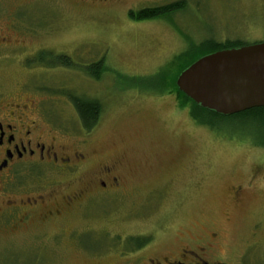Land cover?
I'll return each mask as SVG.
<instances>
[{"label": "rangeland", "instance_id": "374dc122", "mask_svg": "<svg viewBox=\"0 0 264 264\" xmlns=\"http://www.w3.org/2000/svg\"><path fill=\"white\" fill-rule=\"evenodd\" d=\"M176 1L185 8L159 21L135 22L126 12L143 3ZM48 4L17 13L0 9V34L22 46L0 49V101L39 103L67 155L71 148L86 154L89 169L118 162L124 179L120 194H104L62 221L0 234V264H85L92 254L128 252L126 243L124 249L120 245L128 237L146 239L149 255L189 245L209 248L228 264H264V147L258 145L264 130L202 110H195L200 123L195 122L190 104L181 108L173 94L159 92L164 76L183 64L175 65L177 57L204 40L264 42V0ZM11 25L17 30H8ZM52 54L66 56L70 67L57 65L61 71L51 69L55 75H38L40 62H20L36 55L50 60ZM98 58L103 59L98 82L77 73ZM43 80L66 86L35 90ZM69 95L102 105L86 148L77 143L85 132ZM57 190L51 206L68 193L65 187Z\"/></svg>", "mask_w": 264, "mask_h": 264}, {"label": "flooded vegetation", "instance_id": "af4514ba", "mask_svg": "<svg viewBox=\"0 0 264 264\" xmlns=\"http://www.w3.org/2000/svg\"><path fill=\"white\" fill-rule=\"evenodd\" d=\"M48 1L52 0H0V9H10L17 13L18 9L34 7L40 3L49 5ZM153 8L156 7H149L143 3L140 7L126 10V12L135 22L159 21L158 18L139 19L142 11ZM11 11L7 15L4 13L6 19L10 17ZM9 23L11 24L10 21ZM7 29L17 30L12 25ZM15 41L12 44L9 36L0 34V49L21 48L19 42ZM39 53L41 52H37ZM20 62L23 66L24 62L37 64L40 62L43 68L38 75L43 73L55 75L51 69L57 68L56 72L61 71L57 65L65 68L71 65L66 56L60 55H53L50 60L44 59L43 55L29 57L27 60L22 57ZM90 64L81 65L77 73L85 76L87 81L98 82L101 77L103 59L98 58ZM94 65L99 67L96 77L92 75ZM43 81L39 83L40 86L35 87V90L62 89L66 86L62 82L58 85L55 81L50 84ZM92 100L97 101L102 110L98 99ZM82 129L85 132L84 139L77 143L86 148L89 144V140L86 139L87 134L94 128L90 131H86L83 127ZM88 163L89 157L86 154L78 153L76 150L72 152V148L68 155L65 153L61 137L46 121L39 103L26 99L11 103L0 101V234L32 231L34 229H28V225L33 223L38 224L35 225L37 227H46L53 221L57 223V219L62 221L60 218L67 217L74 211L81 212L104 194H120L124 175L118 162L97 164L94 169H89ZM59 187L67 188L68 193L62 195L59 204L51 206L49 198L58 192ZM238 193L240 194L235 191L236 195ZM121 239V249H124V243H126L129 247L128 252L125 250V252L121 250L119 252L115 249L92 254L94 259L87 260L85 264H105L103 262L110 264H228L212 256L209 248L195 249L189 245H182L165 252L154 251L149 255L147 250L150 247H147L146 239L139 240L135 237Z\"/></svg>", "mask_w": 264, "mask_h": 264}, {"label": "water", "instance_id": "95a60500", "mask_svg": "<svg viewBox=\"0 0 264 264\" xmlns=\"http://www.w3.org/2000/svg\"><path fill=\"white\" fill-rule=\"evenodd\" d=\"M179 92L200 108L229 117L264 107V42L197 59L176 78Z\"/></svg>", "mask_w": 264, "mask_h": 264}, {"label": "trees", "instance_id": "16d2710c", "mask_svg": "<svg viewBox=\"0 0 264 264\" xmlns=\"http://www.w3.org/2000/svg\"><path fill=\"white\" fill-rule=\"evenodd\" d=\"M185 8V3L183 1H178L174 4H167L163 6H158L153 9H148L142 11V13L139 14V19H146V18H158L163 19L172 14L173 12L180 11ZM260 43V42H259ZM251 44H244L240 42L239 40H226L223 42H217L213 39H208L200 42L198 46H193V52H187L184 54H181L179 57H177L178 62H175V65L178 66V64L183 60V64L180 66L179 70L174 74L172 72H169L166 74L161 81V86H159V92H167V94H173L175 98L177 99L179 103V107L184 108L186 104H190L192 107V111L190 112V118L200 123L199 115L194 113L195 110H202L207 111L202 108H200L198 105H196L194 102H192L190 99L185 97L181 92L178 91V89L175 86V81L178 75L189 65L194 63L197 59L222 50H228V49H234V48H240L243 46H248ZM42 59V58H40ZM58 60V59H57ZM180 61V62H179ZM98 66H93V76H97V70ZM68 98L70 99L77 116L79 118L81 126L86 130L90 131L92 130L99 121V117L101 115V106L98 104L97 101L92 100V98H83V97H77L74 95H69ZM209 112L208 115L211 116H218L221 118H229V119H238L241 120V123H247L248 129L252 130L253 128L256 130H264V107L262 108H255L250 109L248 111H244L242 113L232 115L229 117H222L214 112ZM258 145L261 147H264V141L259 142Z\"/></svg>", "mask_w": 264, "mask_h": 264}]
</instances>
